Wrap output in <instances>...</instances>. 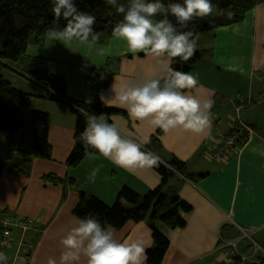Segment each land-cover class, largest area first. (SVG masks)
I'll return each instance as SVG.
<instances>
[{
    "label": "crops",
    "instance_id": "1",
    "mask_svg": "<svg viewBox=\"0 0 264 264\" xmlns=\"http://www.w3.org/2000/svg\"><path fill=\"white\" fill-rule=\"evenodd\" d=\"M195 38L203 57L191 74L198 78L202 88L192 94L213 102L212 122L204 133L181 128L164 133L148 122H134L129 116L108 118L109 122L120 126L124 135L137 141L143 137L150 139L161 130L164 159L175 156L186 163L189 173L207 174L193 180L179 174L169 181L168 194L178 195L192 206V210L185 214L186 227L178 230L167 229L158 220L155 222L170 241L161 264H217L230 260L234 250L227 244L242 237L243 231L264 248V3L250 10L243 22L214 32L197 33ZM101 47L109 52L98 55L95 49ZM27 56L46 59L48 72L65 80L66 96L71 100L91 104L98 96L104 107L126 114L118 105L106 106L102 97L114 99L115 92L124 84L160 72L152 58L128 52L125 42L113 37L96 44L91 51L75 43L65 47L45 37L42 45L27 47ZM116 59L119 61H114ZM1 73L7 79L3 70ZM7 80L15 88L34 95L31 110L49 115L52 146V159H35L26 176L11 175L8 166L0 169V215L31 220L27 230L12 228V243L5 252L7 264L13 262L21 246L25 253L32 250L26 264H47L49 257L59 264L63 250L60 241L79 220L73 210L80 192L112 206L123 187L145 195L160 185L161 177L153 169L130 174L99 154L87 155L80 165L69 168L66 160L75 145L77 119L71 105L46 99L45 89L32 81L31 88H24ZM236 121L248 124L250 137L227 157L218 160L212 155L213 149L233 129ZM18 140L22 148L29 147L32 143L30 128L21 131ZM145 145L143 149L147 151ZM95 169L99 171L92 183L89 176ZM51 173L73 178L75 184L55 186L41 179ZM112 230L119 241L145 240L150 245L146 251L154 245L148 220L130 222L121 230ZM249 248L251 244L247 251ZM78 264H86V258L81 256Z\"/></svg>",
    "mask_w": 264,
    "mask_h": 264
},
{
    "label": "clouds",
    "instance_id": "2",
    "mask_svg": "<svg viewBox=\"0 0 264 264\" xmlns=\"http://www.w3.org/2000/svg\"><path fill=\"white\" fill-rule=\"evenodd\" d=\"M53 22L46 37L61 42L65 47L86 46L93 50L101 32L95 30L96 17L78 8L75 0H51ZM123 19L112 27V37L122 40L127 51L152 58L160 72L135 83H126L115 92L114 99H105L106 106L118 105L126 110L132 121L148 122L164 133L181 128L196 134L204 133L211 125L213 102L201 100L193 91L202 85L191 73L171 67L179 59L188 62L197 50V38L191 31H184L197 18H206L216 12L212 0H183L165 5L163 0H105ZM232 13H229L231 16ZM157 16L162 19L157 20ZM169 16L174 17V24ZM65 21L63 27L60 21ZM100 56L109 49H95ZM86 117V126L80 139L87 152L94 149L100 156L130 174L139 170L158 168L163 164L174 170L156 153L145 151L148 137L131 138L122 133L116 122H109L106 114L96 115L80 109ZM99 169L91 172L89 180L95 183ZM63 250L59 264H78L81 256L86 264H146V249L150 245L143 239L119 241L112 229L105 228L94 216L79 219L76 226L61 241ZM8 256L0 251V264H7ZM47 264H57L49 257Z\"/></svg>",
    "mask_w": 264,
    "mask_h": 264
},
{
    "label": "trees",
    "instance_id": "3",
    "mask_svg": "<svg viewBox=\"0 0 264 264\" xmlns=\"http://www.w3.org/2000/svg\"><path fill=\"white\" fill-rule=\"evenodd\" d=\"M78 8L96 17L95 30L101 32L99 42L105 43L112 37V27L123 19V15L115 11L105 0H75ZM127 4V0H119ZM183 0H163L167 5ZM216 12L206 18H197L190 22L184 31H191L194 37L197 33L214 32L215 30L241 23L246 14L264 0H212ZM51 0H0V169L9 167V173L14 176H26L35 159H52V146L49 142V115L44 111L29 110L33 94L15 88L10 81L4 78L1 71L9 68L18 71L30 81L42 86L45 98L51 101L67 102L76 115L75 145L69 154L66 165L75 168L81 164L87 155L99 154L94 149L87 152L80 139L86 126V117L74 105L80 106L89 113L106 114L107 119L114 115L128 118L124 111L104 107L96 96L91 104L71 100L66 96V82L63 78L48 72L47 60L43 58H30L27 56V47L30 44L42 45L45 42L46 31L52 27L53 13ZM229 13H232L229 16ZM157 16L156 19H162ZM175 24V18L169 16ZM65 21L61 19L60 26ZM203 57V52L196 50L195 55L183 62L178 58L171 61V67L185 73H191L195 65ZM114 61H119L118 59ZM27 125L32 134V143L27 148L19 144L18 134ZM239 124H235L236 131ZM161 130H158L145 145L149 152L162 157L174 170L161 164L153 170L161 177L160 185L145 195H140L128 187H123L112 206L100 199L79 193V201L73 210L78 219L89 215L98 219L105 228L121 230L130 222L149 221L154 241L149 248L146 264H161L169 249L170 241L167 235L155 225L160 221L165 228L176 230L187 225L185 214L192 210V206L176 194H168L166 190L169 181L176 175H184L190 180L195 177L204 178L207 174H192L187 171L186 163L175 156L170 159L163 158V146L160 141ZM247 137V136H245ZM243 144V143H242ZM41 179L49 184L63 187L73 186L75 180L60 177L56 174H46ZM32 250L25 253V264Z\"/></svg>",
    "mask_w": 264,
    "mask_h": 264
},
{
    "label": "built area",
    "instance_id": "4",
    "mask_svg": "<svg viewBox=\"0 0 264 264\" xmlns=\"http://www.w3.org/2000/svg\"><path fill=\"white\" fill-rule=\"evenodd\" d=\"M110 79V77L103 82H107ZM77 109H82L78 105H74ZM84 110V109H83ZM86 111V110H84ZM87 112V111H86ZM235 129V125H234ZM233 129V130H234ZM249 127H246L243 123L240 122L238 129L236 131H233L231 133H228L225 135V137L222 139L220 143L217 144V146L213 149L212 155L218 159L222 160L223 158L227 157L230 152L233 150L239 148L242 143L247 141L249 139V134L251 132L249 131ZM247 136V137H245ZM0 223L3 227L0 231V251L6 252L7 249H9L11 243H12V231L11 229L13 227H20L23 230H27L29 226L31 225V220L24 217H9V216H2L0 215ZM241 231H243L242 228H240ZM245 239H248L252 241L254 244L251 243V249L249 248L248 254H242L240 250H242L241 242ZM228 246L232 247V250H234V256L230 260H223L220 261L217 264H264V248L259 246L251 237V235H248L245 231H243L242 237H240L237 240H233L227 244ZM20 251H18V254L14 258L13 262L11 264H25V249H23V246Z\"/></svg>",
    "mask_w": 264,
    "mask_h": 264
},
{
    "label": "rangeland",
    "instance_id": "5",
    "mask_svg": "<svg viewBox=\"0 0 264 264\" xmlns=\"http://www.w3.org/2000/svg\"><path fill=\"white\" fill-rule=\"evenodd\" d=\"M11 72V73H9V72ZM3 73L5 74V77L7 78V79H11V80H13L14 82H16V83H18L19 85H21V87H24V88H31V85L29 84L31 81L29 80V79H27L26 77H24V76H22V75H20V74H18V73H14L13 71H11V70H8V69H3ZM12 74H15L17 77H14V75H12ZM29 110H31L30 108H29ZM29 129V126L27 125V127L24 129L25 130V132L27 131ZM23 132V131H22ZM2 216H5V215H2ZM7 216V215H6ZM2 226H0V231L2 230ZM176 230H178V229H176ZM11 231H12V229H11ZM13 231H14V229H13ZM12 231V232H13ZM254 244L252 241H250V240H247V241H243L242 242V245L241 246H243V247H245V249H242V250H240V252L242 253V254H248V251H247V246L249 245V244ZM255 245V244H254ZM232 249V248H231ZM227 252L228 253H230V250H227Z\"/></svg>",
    "mask_w": 264,
    "mask_h": 264
},
{
    "label": "bare ground",
    "instance_id": "6",
    "mask_svg": "<svg viewBox=\"0 0 264 264\" xmlns=\"http://www.w3.org/2000/svg\"><path fill=\"white\" fill-rule=\"evenodd\" d=\"M240 122L243 123L246 127H248V124H247L245 121H236L235 124H236V123L240 124ZM235 124H234V125H235Z\"/></svg>",
    "mask_w": 264,
    "mask_h": 264
}]
</instances>
